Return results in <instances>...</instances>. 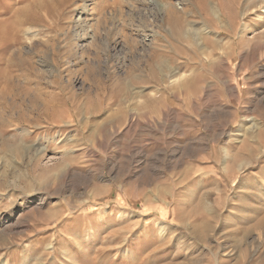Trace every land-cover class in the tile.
Here are the masks:
<instances>
[{"label":"rangeland","instance_id":"1","mask_svg":"<svg viewBox=\"0 0 264 264\" xmlns=\"http://www.w3.org/2000/svg\"><path fill=\"white\" fill-rule=\"evenodd\" d=\"M146 1L0 0V264H264V0Z\"/></svg>","mask_w":264,"mask_h":264},{"label":"bare ground","instance_id":"2","mask_svg":"<svg viewBox=\"0 0 264 264\" xmlns=\"http://www.w3.org/2000/svg\"><path fill=\"white\" fill-rule=\"evenodd\" d=\"M146 2H154V1L151 0V1H146ZM153 4H155L157 6V8H158V15H160V16L161 15H165L169 19H172L171 21H175L176 19H179L182 16L181 12L179 11L180 8L178 9V7H180L181 5L184 6L185 2L184 1L182 2L181 0H178L174 4L173 3L169 4L167 2L160 4L158 1L155 0V3H153ZM181 10H184V9L181 8ZM153 32H154V30H153ZM154 37H155L154 33L153 34H149L148 33V35L145 34L144 41L145 42L150 41Z\"/></svg>","mask_w":264,"mask_h":264}]
</instances>
